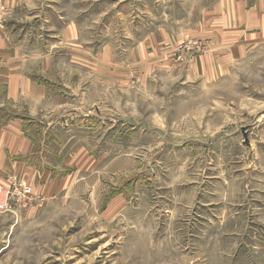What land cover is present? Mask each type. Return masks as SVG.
<instances>
[{"label":"rangeland","instance_id":"1","mask_svg":"<svg viewBox=\"0 0 264 264\" xmlns=\"http://www.w3.org/2000/svg\"><path fill=\"white\" fill-rule=\"evenodd\" d=\"M19 4L0 6V29L14 27L28 54L56 50L51 69L42 59L25 68L40 66L54 87L37 112H54L55 150L78 148L86 165L61 195L29 186L28 200L0 211V264H264V0ZM189 30L202 36L183 37L151 74L130 54L146 35ZM189 38L208 40V51L176 61ZM82 46L92 59L106 46L110 61L131 63L132 82L100 81L80 65ZM211 53L214 77L183 75Z\"/></svg>","mask_w":264,"mask_h":264},{"label":"crops","instance_id":"2","mask_svg":"<svg viewBox=\"0 0 264 264\" xmlns=\"http://www.w3.org/2000/svg\"><path fill=\"white\" fill-rule=\"evenodd\" d=\"M20 2L21 0H0V6L8 5L13 11ZM14 29L10 28L7 22L0 29V176L4 179L26 181L36 195L44 197L61 195V192L69 189L70 181L78 178L77 173L82 171L81 167L85 166L86 162L78 159L77 156L80 155L78 148L66 155L62 149L55 150V123L53 120L50 121V116L54 112H49L48 108L44 109L46 112H37L38 108L43 107L50 99L53 103L54 87L39 79L37 72L40 66L36 73H30L25 68L27 61L40 62L42 59V68L51 69L55 64L57 52L49 47L42 54L38 49L28 54V49L22 43L13 41ZM186 32L179 37L172 36V33L167 31L161 41L156 40L152 34L146 35L137 45L132 46L130 54L132 55V52L139 54V60L144 61L142 67L146 70L145 75L151 74L153 70L168 66L165 64L170 61L169 52L183 37L202 36L197 35L195 30ZM16 34L20 37L23 35L19 30ZM72 34H75L72 25L67 24L63 30V37L70 42ZM207 35L205 34L203 38H207ZM81 49L77 56L80 65L89 64L100 81L118 85L122 84L121 81L132 82L131 63L123 65L119 61H110L108 54L114 52L106 46L99 57L97 55L93 58L94 60L88 57L89 46H82ZM213 53L195 57L190 66L182 70L183 75L206 77L205 79L214 77L219 70L220 61ZM24 101L30 103L31 108L27 112H21L22 107H19L20 102ZM51 108L53 109L54 105ZM41 118L44 121L40 120ZM56 158H62V161L57 163Z\"/></svg>","mask_w":264,"mask_h":264},{"label":"built area","instance_id":"3","mask_svg":"<svg viewBox=\"0 0 264 264\" xmlns=\"http://www.w3.org/2000/svg\"><path fill=\"white\" fill-rule=\"evenodd\" d=\"M208 40L185 39L174 48L176 61L186 62L197 53H205L209 49ZM31 196V188L23 182H17L12 178L0 180V211L11 210L12 204L28 200ZM24 201V200H23Z\"/></svg>","mask_w":264,"mask_h":264}]
</instances>
